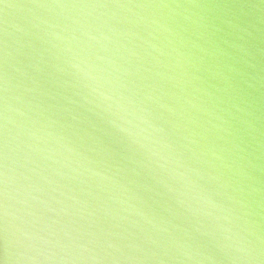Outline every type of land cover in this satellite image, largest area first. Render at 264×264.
Here are the masks:
<instances>
[{
    "label": "water",
    "instance_id": "95a60500",
    "mask_svg": "<svg viewBox=\"0 0 264 264\" xmlns=\"http://www.w3.org/2000/svg\"><path fill=\"white\" fill-rule=\"evenodd\" d=\"M0 264H264V0H0Z\"/></svg>",
    "mask_w": 264,
    "mask_h": 264
}]
</instances>
